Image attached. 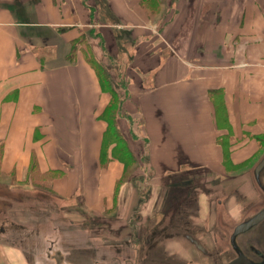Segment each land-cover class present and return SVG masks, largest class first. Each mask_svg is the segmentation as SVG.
Segmentation results:
<instances>
[{
	"label": "crops",
	"instance_id": "0c3cea01",
	"mask_svg": "<svg viewBox=\"0 0 264 264\" xmlns=\"http://www.w3.org/2000/svg\"><path fill=\"white\" fill-rule=\"evenodd\" d=\"M154 1L0 0V174L64 171L60 193L112 195L123 166L103 164L115 143L97 63L124 77L117 128L156 172L224 175L263 149L264 0Z\"/></svg>",
	"mask_w": 264,
	"mask_h": 264
},
{
	"label": "water",
	"instance_id": "95a60500",
	"mask_svg": "<svg viewBox=\"0 0 264 264\" xmlns=\"http://www.w3.org/2000/svg\"><path fill=\"white\" fill-rule=\"evenodd\" d=\"M241 178L247 187L234 185V198L243 201L238 219L232 197L223 192L213 196L208 218L198 225L203 234L210 229V247L187 221H172L144 234L137 252L128 239L107 240L70 221L52 193L0 182V245L18 250L27 264H180L161 245L182 237L205 258L196 264H264V247L257 243L264 246V153Z\"/></svg>",
	"mask_w": 264,
	"mask_h": 264
},
{
	"label": "rangeland",
	"instance_id": "374dc122",
	"mask_svg": "<svg viewBox=\"0 0 264 264\" xmlns=\"http://www.w3.org/2000/svg\"><path fill=\"white\" fill-rule=\"evenodd\" d=\"M146 5L148 6V4ZM153 12H157V6ZM107 70L106 78L116 88H120V76L112 74L109 69ZM119 91L124 92L121 88ZM110 121L112 122V118ZM109 132L108 137H111L107 138V141L111 144L117 140V144L112 150V156L106 154L102 156L103 164L111 158L117 159L122 162L123 170L121 176L115 181L112 195L106 197L104 202H87V198L82 192L85 187L82 186L74 194L60 193L53 182L55 179L61 178L64 171L40 172L34 166L21 179H18L15 173L0 174V182L8 183L14 187L42 189L52 193L59 197L61 204L66 208V217L70 221L83 224L84 227L95 231L107 240L125 243L128 239L135 243V252L142 247L144 234L150 233L157 225L171 224L172 221H187L188 225L194 227L200 233L202 240L210 247V238L212 237L210 229H207V232L203 234L201 233L202 229L198 226L204 224V216L202 214L201 218L194 217L195 210L191 209H195L198 205L197 201L199 203L202 201L201 203L205 205L210 196L213 198V196L225 192L229 193V197H232V213L238 219L237 215L243 201L234 198L235 189L242 186L247 187L241 174L251 168L264 150L263 146V149L253 158L242 164L228 167L224 175L197 168L189 171L159 173L149 164L147 154L140 157L135 156L128 150L126 142L118 137L117 133L112 134V129ZM260 141L264 145V136L260 138ZM91 183H94V180ZM234 185L237 187L234 188ZM86 189L88 191L95 190L94 187ZM132 223L138 225L133 226ZM257 243L264 247L259 239ZM162 244L161 252L177 260L176 262L180 264H196L202 258L205 259L182 237L177 241L165 240ZM7 252L10 256L7 255ZM20 256L18 250L0 245V264H27Z\"/></svg>",
	"mask_w": 264,
	"mask_h": 264
},
{
	"label": "trees",
	"instance_id": "16d2710c",
	"mask_svg": "<svg viewBox=\"0 0 264 264\" xmlns=\"http://www.w3.org/2000/svg\"><path fill=\"white\" fill-rule=\"evenodd\" d=\"M141 1L143 3L149 4L151 6H153L155 4L154 0H141ZM154 7H155V5L153 6V9H154ZM97 69H98V72H99V74H100V76H101V78L103 80V83L107 87L110 88V91H111V94H112L111 102L108 105L107 110H106V114L109 117V119L111 120V118H112V122L110 121L108 130L111 131V129H112V132H113L112 134L115 135L117 133L118 137H121L123 139L119 129L117 128L116 120L119 117H127V115L124 114V112H123V103H124V99H125V93L128 91V90H126V81H125L124 77H122L120 75L121 82L119 83V85H121L120 88L123 89V91H124V92H120L119 91L120 88H116L115 85H113V83H111L109 81V79L106 78V75L108 73L105 70V68H103L99 63H97ZM128 119H129L130 123L133 124V122L131 121V118H128ZM113 129H115L114 131H117V132H114ZM108 133H110V132H108ZM110 137H107V138L109 139ZM116 141L112 142V143H115L114 147L117 144ZM127 148H128V150H130V148L128 146H127Z\"/></svg>",
	"mask_w": 264,
	"mask_h": 264
},
{
	"label": "bare ground",
	"instance_id": "6f19581e",
	"mask_svg": "<svg viewBox=\"0 0 264 264\" xmlns=\"http://www.w3.org/2000/svg\"><path fill=\"white\" fill-rule=\"evenodd\" d=\"M259 157H260V156H259ZM259 157H258V158H259ZM240 214H241V211L239 212V214H238V215H240ZM7 255H8V256H10V255H9V252H7ZM20 258H21V259H22V260L25 262V260H24V257H23V256H20Z\"/></svg>",
	"mask_w": 264,
	"mask_h": 264
},
{
	"label": "flooded vegetation",
	"instance_id": "af4514ba",
	"mask_svg": "<svg viewBox=\"0 0 264 264\" xmlns=\"http://www.w3.org/2000/svg\"><path fill=\"white\" fill-rule=\"evenodd\" d=\"M133 224V226H136V225H138L137 223H132Z\"/></svg>",
	"mask_w": 264,
	"mask_h": 264
}]
</instances>
